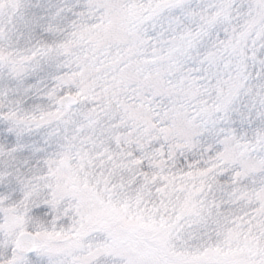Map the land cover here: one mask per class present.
Segmentation results:
<instances>
[{"label": "snow or ice", "instance_id": "6c2138e0", "mask_svg": "<svg viewBox=\"0 0 264 264\" xmlns=\"http://www.w3.org/2000/svg\"><path fill=\"white\" fill-rule=\"evenodd\" d=\"M0 264H264V0H0Z\"/></svg>", "mask_w": 264, "mask_h": 264}]
</instances>
